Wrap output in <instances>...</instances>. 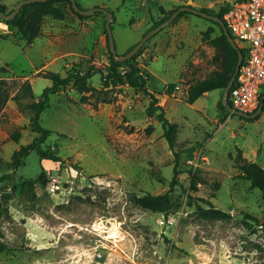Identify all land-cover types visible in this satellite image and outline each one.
I'll return each instance as SVG.
<instances>
[{
    "label": "rangeland",
    "instance_id": "rangeland-1",
    "mask_svg": "<svg viewBox=\"0 0 264 264\" xmlns=\"http://www.w3.org/2000/svg\"><path fill=\"white\" fill-rule=\"evenodd\" d=\"M19 1L0 4L9 13ZM183 1L77 0L83 8L114 13L120 55ZM230 1L191 5L217 14ZM57 5L62 19L29 5L17 25L0 20V79L10 93L0 112V176L13 170V153L37 134L28 104L52 84L44 75H66L73 67L106 71L110 65L108 47L85 57L75 53L83 51L84 38L105 34L108 16L81 17L68 0ZM207 30L220 33L208 18L188 12L135 54L177 129L174 148L163 135L158 111L148 113L150 98L127 84L96 92L86 102L73 85L50 96L40 115V123L52 130L43 147L60 159L33 150L12 181L0 180L6 245L0 264H264V195L240 169L244 159L264 166V110L254 118L226 114L220 106L224 89L189 102L188 84L220 68L217 51L203 39ZM101 77L97 72L89 81L100 89ZM200 150L205 159L195 170L191 160ZM176 167L180 172L171 189ZM170 189L165 212L133 199Z\"/></svg>",
    "mask_w": 264,
    "mask_h": 264
},
{
    "label": "trees",
    "instance_id": "trees-1",
    "mask_svg": "<svg viewBox=\"0 0 264 264\" xmlns=\"http://www.w3.org/2000/svg\"><path fill=\"white\" fill-rule=\"evenodd\" d=\"M68 1L72 3L71 0ZM57 2L58 0L31 2L25 4L21 8L20 12L14 18L9 20L0 18V20L4 21L10 26L17 25L22 17L23 8L29 5L36 6L42 15H51L54 18L62 19L64 18L65 14L63 9L57 5ZM229 5L230 2L222 6L219 12L217 13V15L224 19V14L228 10ZM178 7H176L175 9H177ZM73 10L75 9L73 8ZM174 10H170L167 13L163 14V16H161L159 20L154 22L152 26L145 33H147L148 31L152 30L153 28L163 23L174 12ZM202 10L208 11L206 10V8H203ZM0 11H5V6L3 4H0ZM188 12L191 11H182L178 14V16ZM77 13L81 17L89 16V15L80 14L79 12ZM95 13H103V11H96ZM114 19H115V15H114ZM211 21L219 26L220 33L218 35L212 36L211 35L212 30H207L203 34V39L208 41L217 51L215 59L216 60L221 59L220 68L217 70H213L206 77L202 79H196L188 84V94H189L190 103H194L198 98L205 95V93L207 92L216 89H225L228 83L230 82L236 68V64L238 60L237 49L233 47L232 44L229 42L227 35L225 34L222 26L217 21L214 20ZM104 29H105V35L107 39V47H108L109 59H110V65L108 66L106 71L99 68L94 69L92 67L88 68L87 70H81L79 68L73 67L66 73V75H62L60 72L57 71H50L46 73V75H44L45 77L50 78L52 80V84L44 88L38 100H33L28 104L31 111L33 112V115L31 117L32 128L33 131L36 132L37 134L30 143L22 145L19 149H17L13 153L11 158V164L13 170L9 173L1 175L0 180L12 181L15 178L16 170L23 164L25 158L29 156L30 152L33 150L37 151V153L42 158H47L52 160L60 159L56 153L43 147V143L46 141L47 137L52 133V130L44 127L40 123V115L42 111L46 108V106L49 104L50 96L52 94H58L61 91H65L71 85H73L81 93L82 102H86L87 100H89L90 95H93L96 92L99 93L102 90L104 91L109 88H113L123 84H127L132 88L143 92L146 97L150 98L148 113L153 114L154 111H158L157 118L160 121L162 128L164 130L163 135L166 137L170 146L174 148L177 129L175 128L174 124H172L170 120L167 118L163 106L158 104L159 100L155 91L149 89L147 83V77L144 75V71L142 70L141 66L135 61L136 56L134 55L126 60H116L109 46V39L105 25H104ZM133 46L134 45L130 46L127 51L131 50ZM240 49L245 55V49L244 48H240ZM0 69H3V67L0 66ZM97 72L101 73L102 75L101 77L102 88L100 89L93 86L89 81L92 75ZM24 85L26 90L25 92L28 93L29 96L33 98L34 92L30 82H25ZM9 95L10 93L6 88V81L0 79V112L4 108L7 100L9 99ZM263 97H264V93L262 94L261 102L264 101ZM14 99L17 102L21 100L20 92H18L14 96ZM229 101L231 102L230 98ZM220 106L222 107L223 110L226 111V114L230 113L225 108L222 100L220 101ZM263 110L264 107L262 111ZM13 137L15 139H18L19 134H13ZM240 169L244 172L243 177L251 181L252 187H258L261 190L262 194L264 195V166L257 161L244 159L243 163L240 164ZM179 172L180 170H178V168L176 167L174 169V176L171 184V189L174 183H177L176 180L178 179ZM171 189L161 194L147 193L142 196H135L133 199L135 204L140 205L144 208L156 212H165L170 207ZM3 237H4V232L0 226V252L6 249V245L2 240Z\"/></svg>",
    "mask_w": 264,
    "mask_h": 264
},
{
    "label": "built area",
    "instance_id": "built-area-1",
    "mask_svg": "<svg viewBox=\"0 0 264 264\" xmlns=\"http://www.w3.org/2000/svg\"><path fill=\"white\" fill-rule=\"evenodd\" d=\"M224 21L236 43L245 49L229 98L234 108L254 112L264 93V0L230 1ZM204 159L201 150L193 156L195 170Z\"/></svg>",
    "mask_w": 264,
    "mask_h": 264
},
{
    "label": "water",
    "instance_id": "water-1",
    "mask_svg": "<svg viewBox=\"0 0 264 264\" xmlns=\"http://www.w3.org/2000/svg\"><path fill=\"white\" fill-rule=\"evenodd\" d=\"M43 2L46 0H21L19 1L14 10L10 13H7L5 11H0V18H3L5 20H9L14 18L21 10V8L28 3L31 2ZM194 0H187L186 4H182L180 5L177 9L174 10V12L160 25H158L157 27L153 28L152 30L148 31L147 33H145L142 38L134 44L133 48L129 51H127L126 53L119 55L117 52V47H116V41H115V37H114V33H113V21H114V13L108 9V8H104V7H93V8H82L81 6H79L77 0H71L72 2V6L73 8L79 12L80 14L83 15H92L93 13H95L96 11H103L107 16V20L105 22V26H106V30H107V35H108V39H109V46L111 49V52L114 56V58L116 60H126L131 58L132 56H134L141 48V46L145 43V41L151 37L152 35H154L155 33H157L159 30L163 29L165 26H167L169 23H171L180 12L182 11H191L195 14H199L201 16H204L206 18H209L211 20L217 21L223 28L225 34L227 35V38L229 40V42L232 44L233 47H235L238 51V60H237V64H236V68L235 71L232 75V78L230 80V82L228 83L227 87L224 89L223 92V104L225 106V108L233 114H237L240 116H244V117H248V118H254L256 117L258 114H260L262 112L263 106H264V101H262L259 105V107L257 108V110H255L254 112H246L243 110H239L234 108V106H232L231 102L229 101V91L230 88L232 87L238 71H239V67L240 64L243 60V52L240 49L239 45L236 43V41L234 40L232 34L230 33V31L227 28V25L225 24V21L223 18H221L220 16H218L217 14L211 13L209 11H205L202 10L200 8H196L194 6L191 5V3ZM264 98V97H263Z\"/></svg>",
    "mask_w": 264,
    "mask_h": 264
},
{
    "label": "crops",
    "instance_id": "crops-1",
    "mask_svg": "<svg viewBox=\"0 0 264 264\" xmlns=\"http://www.w3.org/2000/svg\"><path fill=\"white\" fill-rule=\"evenodd\" d=\"M177 2H179V4H181L182 2H184L183 0H176ZM198 4H201L202 1H197ZM83 8V7H82ZM93 8V7H92ZM105 8V7H104ZM87 9V8H86ZM89 9V8H88ZM162 30V29H161ZM97 36V44L94 42L95 37ZM84 42H85V47L83 48V51H76L75 53H77L80 56H88L90 53H92L93 51H95L97 54L98 53H103L104 51L107 50V39H106V35L102 34V32H98L96 35H94L91 40L89 42H87L86 38H84ZM71 53V52H69ZM95 58H97V56H95ZM150 75H154V72L152 69H150ZM151 77V76H150ZM151 79V78H150ZM151 90V89H150ZM153 91V90H152ZM210 92L205 93V95H209ZM196 102V101H195ZM228 117V116H227ZM259 157V155H258ZM251 161H257V159H253ZM259 162V161H257Z\"/></svg>",
    "mask_w": 264,
    "mask_h": 264
}]
</instances>
